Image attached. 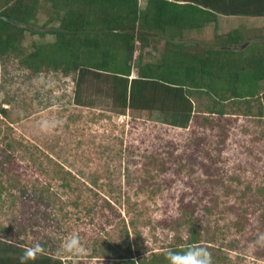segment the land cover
Listing matches in <instances>:
<instances>
[{"label":"rangeland","instance_id":"obj_1","mask_svg":"<svg viewBox=\"0 0 264 264\" xmlns=\"http://www.w3.org/2000/svg\"><path fill=\"white\" fill-rule=\"evenodd\" d=\"M44 8L39 27L49 15ZM263 24L219 16L216 27L186 39L216 44V34ZM53 39L27 33L24 46ZM147 51L148 59L156 57L152 47ZM74 75L32 73L13 57L0 61V139L27 145L44 168L52 158L70 171L75 188L70 193L50 171L29 168L28 157L20 158L29 152L17 145L20 166H0V246L23 252L45 243L71 264H100L109 246L130 245L136 260L150 259L186 245L194 230L195 247L206 248L212 264H264V118L226 115L222 127H178L156 113H116L95 83L85 87L94 105H78ZM46 184L53 201L27 196ZM73 234L85 249L81 256L63 252Z\"/></svg>","mask_w":264,"mask_h":264},{"label":"trees","instance_id":"obj_2","mask_svg":"<svg viewBox=\"0 0 264 264\" xmlns=\"http://www.w3.org/2000/svg\"><path fill=\"white\" fill-rule=\"evenodd\" d=\"M140 1L0 0V61L16 58L32 73L75 74L78 105H94L85 96V87L95 83L96 92L109 100L116 113L147 117L156 113L178 127L192 122L221 126L226 115L264 118V24L216 34V44L201 45L186 39L208 24L216 27L219 16L264 19V0ZM44 7L50 10L49 17L39 27L37 13ZM56 21L57 26L47 28ZM27 33H52L54 39L33 41L28 50L24 46ZM149 47L156 52L153 59L146 57ZM0 145V166L6 164L8 172L13 165L20 166L14 157L19 147L22 153L29 152L20 155L21 159L28 157L29 168L50 171L51 179L61 180L66 191L74 192L70 171L52 158L44 168L42 162L36 164L35 155L22 142L3 136ZM14 181L10 187L16 186ZM37 188L33 190L36 195L27 196L53 201L56 193L49 185ZM262 191L259 188V193ZM190 232L187 244L172 250L196 246L200 240L194 230ZM41 245L44 251L27 264H71L45 243ZM18 250L0 246V264H21L23 252ZM102 251L105 254L99 255L103 257L100 264H169L167 252L150 259L138 254L136 260L130 245L123 250L109 246Z\"/></svg>","mask_w":264,"mask_h":264},{"label":"clouds","instance_id":"obj_3","mask_svg":"<svg viewBox=\"0 0 264 264\" xmlns=\"http://www.w3.org/2000/svg\"><path fill=\"white\" fill-rule=\"evenodd\" d=\"M47 130V126H43ZM44 251L41 244L36 243L26 247L23 255L20 257L21 264H27L28 261H35ZM63 252L71 256H81L85 254V249L81 244L78 234H73L65 240ZM169 264H212L211 253L203 247H190L183 251L169 249L166 253Z\"/></svg>","mask_w":264,"mask_h":264},{"label":"crops","instance_id":"obj_4","mask_svg":"<svg viewBox=\"0 0 264 264\" xmlns=\"http://www.w3.org/2000/svg\"><path fill=\"white\" fill-rule=\"evenodd\" d=\"M47 7V6H46ZM46 10V9H45ZM49 12H50V10H48ZM48 17H49V15L47 14V16H46V18L44 19V21H43V23L45 22V21H47V19H48ZM42 23V24H43ZM58 21H56V22H54L53 23V25H50V26H47V28H51V27H53V26H57L58 25ZM41 24V25H42ZM43 30H45V29H43ZM46 34H52V33H46ZM46 34H44V35H40V34H37V35H40V36H45ZM53 35V34H52ZM52 40H50V41H47V42H51ZM37 43H43V42H37ZM133 74H134V72H133Z\"/></svg>","mask_w":264,"mask_h":264}]
</instances>
